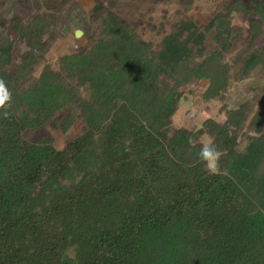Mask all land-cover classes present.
Listing matches in <instances>:
<instances>
[{"label": "trees", "instance_id": "16d2710c", "mask_svg": "<svg viewBox=\"0 0 264 264\" xmlns=\"http://www.w3.org/2000/svg\"><path fill=\"white\" fill-rule=\"evenodd\" d=\"M241 1L203 31L180 22L157 46L99 2L96 41L31 81L53 15L9 21L0 31V80L11 92L7 119L0 109V264H264V114L245 127L242 105L225 124L172 126L177 86L190 77L208 79V98L225 91L224 54L239 40L232 13L249 32L238 76L264 68V0ZM16 44L19 61L6 70ZM73 109L84 126L62 149L25 139L63 112L70 121ZM246 128L258 135L243 134L250 148L239 153ZM203 135L224 152L216 174L188 143ZM72 245L75 260L64 254Z\"/></svg>", "mask_w": 264, "mask_h": 264}, {"label": "rangeland", "instance_id": "374dc122", "mask_svg": "<svg viewBox=\"0 0 264 264\" xmlns=\"http://www.w3.org/2000/svg\"><path fill=\"white\" fill-rule=\"evenodd\" d=\"M238 0H0V31L7 27L9 21L18 19L21 23L29 22L38 15H53L52 30L43 37L44 52L39 56L30 76L31 81L38 77L45 67L57 70L62 57L86 49L96 41L101 29L102 19L91 16L95 4L101 2L104 7L117 13L126 22L132 24L137 35L145 42L157 46L162 37L176 32L182 21H190L199 31L210 21L213 13H224L227 4ZM242 4L253 6L255 0H243ZM57 8V10L55 9ZM105 13V12H104ZM103 16V15H102ZM190 23V24H191ZM188 24V23H185ZM192 25V26H193ZM187 27V25L185 26ZM232 33L239 35L232 47L224 54V61L230 64L226 76V89L220 97L208 98L206 90L208 79L192 76L186 84L177 86L182 93L179 106L172 117L173 127L197 129L211 119L218 124H225L228 111L239 109L245 105L248 120L260 112L264 114V68L258 67L245 76L239 74L242 60L247 57L245 47L249 38L246 23L241 14L232 13L230 20ZM192 29V27L190 28ZM211 44L210 37L206 45ZM22 51L16 44L13 46L12 59L6 70H12ZM199 60V59H198ZM235 64V66H233ZM78 110H71L68 121L67 111L37 129H27L24 136L29 142L39 138L51 139L56 149H62L65 144L78 136L83 129V121L78 116ZM244 132V133H243ZM242 133V134H241ZM239 133L237 152L249 150L250 137L243 134L258 135L249 132L248 128ZM208 137L203 135L201 141Z\"/></svg>", "mask_w": 264, "mask_h": 264}, {"label": "clouds", "instance_id": "9594fccd", "mask_svg": "<svg viewBox=\"0 0 264 264\" xmlns=\"http://www.w3.org/2000/svg\"><path fill=\"white\" fill-rule=\"evenodd\" d=\"M11 101V92L6 86L3 80H0V109H4L3 117L7 119L9 113L6 110L7 105ZM190 147H195L197 143L200 144L199 151L197 153L198 160L203 163L204 169L211 173L216 174L220 171V160L224 155V152L220 150L214 141V137L209 136L206 141H200L189 137L188 141ZM76 245H72L65 249V256L70 260L76 259Z\"/></svg>", "mask_w": 264, "mask_h": 264}]
</instances>
